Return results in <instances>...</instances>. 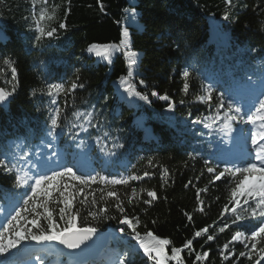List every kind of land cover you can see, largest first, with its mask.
I'll list each match as a JSON object with an SVG mask.
<instances>
[{
  "label": "trees",
  "instance_id": "1",
  "mask_svg": "<svg viewBox=\"0 0 264 264\" xmlns=\"http://www.w3.org/2000/svg\"><path fill=\"white\" fill-rule=\"evenodd\" d=\"M41 11L46 13L44 20L39 18ZM128 12L134 13L136 24L125 22ZM225 14L228 20L223 19ZM60 23L65 28L61 29ZM39 28L44 29L45 35L38 42L35 37ZM125 28L129 31L128 50L137 54L128 82L136 91L147 94L150 103L124 93L120 79L127 76L129 58L123 51L113 52L108 60L87 51L93 44L123 48ZM53 29V36L47 37ZM183 71L190 73L188 93L183 92ZM74 82L84 87L73 90ZM54 84H61L62 90L53 88L49 95ZM262 84L264 0H231V4L225 0H0V87L10 93L0 106V159L9 167L14 166L11 173L0 167V208L15 203L10 220L27 198L25 192L31 194L21 175L38 156V145L58 152L63 169L74 166L75 145L81 140L87 147L85 159L89 166L73 167L78 173L109 179L143 177L128 185L92 184L74 200L73 212L80 210L77 227L90 224L97 231H114L101 256L85 264H117L123 257L126 264H156L128 234L131 229L118 223L121 214L115 207V197H107L109 191L119 196L129 218L140 221L136 231L141 235L151 231L170 241L165 246L169 256L171 248H182L196 231L207 227L208 232L193 241L192 252H181L183 264H254L255 255L252 260L239 257L241 251H246L243 243L232 242L227 250H223V245L231 241L236 231L250 234L264 223V217L253 218L250 210L245 212L249 205H255L251 199L249 205H244L240 198L237 212L247 218L233 223L231 193L242 177L225 173L216 181L207 166L216 167L217 171L233 167L221 161L219 150L215 149L222 142L220 121L215 118L217 96L224 93L237 97L241 87ZM202 86H212L211 99H198L206 95ZM152 91L168 95L170 100H159L151 95ZM169 102L175 106L172 111L168 110ZM57 107L61 127L49 135L50 118ZM86 119L91 123H86ZM195 120L202 123H193ZM204 123L210 127L205 128ZM9 141L19 145L12 147ZM98 149L107 153L106 163L100 159ZM234 166L247 164L238 162ZM164 168L168 169L167 176L162 175ZM145 171L150 175L144 176ZM132 189L137 192L135 197ZM148 191L156 193L151 204L144 203L151 199ZM89 192L98 203L81 206L78 201ZM58 197L59 193H53L49 209L61 223L59 207L63 205ZM88 199L91 201L92 196ZM225 205L229 208L227 213L223 211ZM99 208L117 219L101 216L93 220L88 213ZM42 211L37 208V212ZM27 216L31 220L34 214ZM224 224L229 227L220 233ZM41 225H47L43 217ZM25 226L32 227L25 225L24 220L14 222L16 228ZM12 235L11 231L5 234L7 239ZM207 235H213L214 240L205 243ZM263 240L264 237H257V249L264 247ZM32 242L25 240L0 255V264H70L63 259L57 262L48 248L25 250ZM248 243L251 247V241ZM222 250L223 255L233 253L229 260L223 259ZM204 251L209 256L196 261L195 253ZM167 264L176 261L169 260Z\"/></svg>",
  "mask_w": 264,
  "mask_h": 264
},
{
  "label": "snow or ice",
  "instance_id": "2",
  "mask_svg": "<svg viewBox=\"0 0 264 264\" xmlns=\"http://www.w3.org/2000/svg\"><path fill=\"white\" fill-rule=\"evenodd\" d=\"M226 4H231V0H225ZM46 17V13L40 12V20H44ZM51 19V17H48ZM224 20H228L229 17L227 14L223 17ZM59 27L61 29L65 28L64 23H60ZM39 35L35 37V39L39 42L41 38L45 35L44 29L39 28ZM55 32V29L47 32V37L51 38ZM129 36V31L127 28L123 30L124 39L121 41L123 48L119 46L113 45H96L93 44L90 46L87 51L89 53H95L98 57H103L105 60H108L113 52L115 51H123L124 55L128 57V73L126 77H122L120 79V85L123 87L124 93H126L129 97H137L139 100L144 102L149 101V96L147 94H142L135 90L133 85L129 83V78L133 76L132 68L137 64L136 53L128 50L129 42L127 37ZM14 71V70H13ZM183 77L185 78V83L183 84V92L188 93L189 91V83L187 82V78L190 76L188 71H183ZM141 84L144 83L143 80L140 81ZM61 84H54L49 89V95H52V89L54 88L57 91L62 90ZM83 88V84L72 83L71 88L73 90L77 88ZM206 95H201L198 97L201 101H206L207 99H211L213 92L212 86H202ZM10 93H5L3 90H0V103L5 102L8 99ZM151 95L153 97H157L159 100L169 101L170 98L168 95H158L156 91H152ZM264 96V93H261ZM52 103L55 104V99L52 100ZM259 107L256 108V115L249 116L248 122L255 124L257 119L260 120L259 130L254 132L251 135V145L255 152V159L259 163H248L247 166H233L226 167L222 171H217L216 167L207 166V172L214 175V180L218 181L221 177L225 176V173L231 174L233 177H242L239 178L235 184L234 189L232 190V202L233 207L231 209V213L235 216V220L233 223L237 221L244 220L247 217L237 212V208L241 207V199L243 198V204L249 205V199H251L255 206L249 205L248 209H244L245 212L250 210L251 216L254 217H264V99H258ZM174 104L171 102L168 103V110H174ZM221 109H225L223 113L224 127L221 128L223 131L225 128L228 131H232V122L237 120H242L241 112L242 108L237 105L230 97H227L224 93H220L217 96V103L215 106L216 117H220ZM91 116V113L88 114ZM60 117V109L57 107L54 111V114L50 118L51 128L49 131V135H53L56 133L57 129L61 127L58 122ZM86 123H91L90 119H86ZM193 123H202L201 120H195ZM203 126L205 128H209L210 125L208 123H204ZM82 131H87L83 125H79ZM122 147V145H120ZM149 165H152V161H148ZM0 167L6 172H13L14 166L9 167L8 162L3 159H0ZM168 169L164 168L162 175L167 176ZM150 173L145 171L144 176H149ZM143 177L140 175H129L127 177L116 178L113 177L109 179L106 176H101L99 174L93 176L90 174H82L78 173L71 166H64L62 170H51V174H42L35 178L34 184L30 185L31 194L28 195L25 192L26 199H23L22 205L19 210L15 212V215L11 216V219L7 222V227H4L3 232H0V255H4L10 252L11 249L17 247V245L21 244L23 241H35L37 243H41L44 241H57L61 245L69 249H77L80 248L81 245L86 244L89 240L93 238L95 233L97 232V228L91 226L90 224H86L83 227H77V217L80 214V210L77 209L76 212H73V202L76 198L81 194L85 193V190L89 188L92 184L103 183V184H111V185H128L130 181H139L142 180ZM18 186L20 182H17ZM24 184H27V180L23 181ZM187 186V185H186ZM53 193H59V197L57 198L59 203L63 206L59 207V221L53 216V211L49 209V202L53 201ZM92 196L91 201H89L88 197ZM137 192L135 189H132V196H136ZM147 196L151 199L145 200V204H151L153 200L156 199V193L153 191H148ZM107 197H115L116 204L115 207L118 212L121 214L118 223L121 225H127L129 229H131V233L133 239L139 242L140 248L143 249L144 254L148 256L149 259L154 260L156 264H167L169 260H175L176 264H183L181 260V252L187 250L189 252L193 251V241L202 237L204 234L208 232V228L205 227L201 230H198L194 233V236L190 239H187L183 244L182 248L173 247L171 248V255L169 256L165 252V246L170 244L168 239H161L158 236H155L151 231L145 232L141 235L140 232L136 231L137 225L140 223L138 219L135 217L129 218V216L125 212V208L122 206L120 202L119 196H117L116 192L109 191L107 192ZM197 198L199 199V191L197 193ZM101 200H104V196L100 197ZM131 202V201H130ZM78 203L81 206L89 205L95 206L98 201L92 193H87L84 195V198L79 200ZM203 203V201H201ZM37 208L43 209L42 212H37ZM203 211V209H201ZM224 213L229 212V208L227 205L224 206ZM34 214L31 220L28 219L27 214ZM24 214V215H22ZM93 220L98 217H104L105 219H117V217L107 216L104 208L93 209L88 213ZM41 217L45 221H47L46 227L41 225ZM188 219L191 220L192 217L188 216ZM20 220L25 221V225L31 224L32 227H22L16 228L14 227V222H18ZM135 221V222H133ZM3 227V225H0ZM228 224H224L223 227L219 228V232L223 233L226 228H228ZM33 229H37V231H33ZM12 232V238L7 239L5 234L8 232ZM120 232L125 234L124 229L121 228ZM257 237H264V223L259 224L258 227H255L251 230L250 234H246L244 231H236L235 234L231 237V241L225 243L223 245V250L229 249V245L232 242H240L244 244V248L246 251H241L239 253V257H247L249 260H252L255 255L257 258L254 264H261V261H264V247L257 249ZM213 235H207L206 241H213ZM248 241H251V247H249ZM223 250L221 254L223 255ZM232 252H229L228 255H223V259L225 261L229 260V257L232 255ZM209 256L208 251H204L201 253H195L196 261H203L205 258ZM237 257V260L239 259ZM117 264H126V257L120 258L117 261Z\"/></svg>",
  "mask_w": 264,
  "mask_h": 264
},
{
  "label": "rangeland",
  "instance_id": "3",
  "mask_svg": "<svg viewBox=\"0 0 264 264\" xmlns=\"http://www.w3.org/2000/svg\"><path fill=\"white\" fill-rule=\"evenodd\" d=\"M125 22L127 23V24H136L135 23V19H134V13H132V12H128L127 13V17H126V20H125ZM91 54H93V55H95V53H91ZM96 56V55H95ZM101 58H103V57H101ZM251 90V88H240L239 90H237V95H238V97L240 98V96H246L247 94H248V92ZM245 92H247V93H245ZM245 93V94H244ZM251 95H254V93L253 94H251ZM248 97V96H247ZM251 99H254V102H251L249 105L251 106L250 108L251 109H253L252 110V112L251 113H248L247 115H242V112H241V116H242V120H237V121H234V122H232V124H239V126H240V124L241 123H243V124H245V127H244V130L246 129V130H248V131H250V133L251 134H253L254 132H257L258 130H259V124H260V120L259 119H257V121H256V123L255 124H253V123H250V122H248V117L249 116H255L256 115V108H258L259 107V105H257V107H255L254 108V106L256 105V104H258V99H256L254 96H251ZM262 99V98H261ZM234 102H235V100H233ZM237 105H239L240 106V103H238V99H237V102H235ZM224 111H225V109H221V112L222 113H224ZM218 119H223V114H221L220 115V117L218 118ZM224 127V120H223V124H222V128ZM232 131H228L226 128L223 130V133L224 134H230V132H240V129H237V128H235V126H232ZM251 129V130H250ZM244 130H243V132H244ZM241 134V132L239 133V135ZM9 145L10 146H12V147H16V146H18L19 145V142H15V141H10L9 142ZM227 148V147H226ZM226 148L225 149H223V150H226ZM43 149V146L42 145H40L39 147H38V149H37V152L39 153L38 154V156L39 157H41L43 154H44V151L42 150ZM82 149H79V150H77V152L79 153L80 151H81ZM84 153H85V151H86V149H84V150H82ZM251 155L254 157V161H255V155L254 154H252L251 153ZM252 156H251V160H252ZM54 160L52 159V158H49V162H53ZM250 163H253V162H250ZM256 163V162H255ZM29 168V167H28ZM28 168H27V170H28ZM37 169V165H32L31 167H30V170L32 171V173L33 174H35V175H37V172L38 171H35ZM26 170V171H27ZM26 174H24V175H22V178H24V179H26ZM7 209V208H6ZM4 213H6V210L4 209V210H2V211H0V220H1V217H3V215H4ZM112 234H114V233H112ZM111 234V235H112ZM263 244H264V240H263ZM50 246V245H49ZM261 263H264V261H261Z\"/></svg>",
  "mask_w": 264,
  "mask_h": 264
},
{
  "label": "water",
  "instance_id": "4",
  "mask_svg": "<svg viewBox=\"0 0 264 264\" xmlns=\"http://www.w3.org/2000/svg\"><path fill=\"white\" fill-rule=\"evenodd\" d=\"M0 90H2L1 87ZM5 102L0 103V106ZM110 233L111 232L109 230L105 232L97 231L91 240H89L86 244L81 245L80 248L77 249H69L57 241L54 247L58 254L72 260L76 264H81L96 259L100 255L103 247L106 245L109 239Z\"/></svg>",
  "mask_w": 264,
  "mask_h": 264
},
{
  "label": "bare ground",
  "instance_id": "5",
  "mask_svg": "<svg viewBox=\"0 0 264 264\" xmlns=\"http://www.w3.org/2000/svg\"><path fill=\"white\" fill-rule=\"evenodd\" d=\"M231 142H235V138H234V137L231 138ZM54 242H55V241H54Z\"/></svg>",
  "mask_w": 264,
  "mask_h": 264
}]
</instances>
